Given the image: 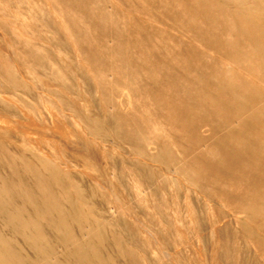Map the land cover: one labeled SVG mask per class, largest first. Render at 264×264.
Returning a JSON list of instances; mask_svg holds the SVG:
<instances>
[{"label":"bare ground","instance_id":"6f19581e","mask_svg":"<svg viewBox=\"0 0 264 264\" xmlns=\"http://www.w3.org/2000/svg\"><path fill=\"white\" fill-rule=\"evenodd\" d=\"M0 264H264V0H0Z\"/></svg>","mask_w":264,"mask_h":264},{"label":"rangeland","instance_id":"374dc122","mask_svg":"<svg viewBox=\"0 0 264 264\" xmlns=\"http://www.w3.org/2000/svg\"><path fill=\"white\" fill-rule=\"evenodd\" d=\"M109 5H111V4H109ZM237 6L242 7V5L240 6V4H238V3H237ZM109 42L111 43L110 40H109ZM19 66H21V65L19 64Z\"/></svg>","mask_w":264,"mask_h":264}]
</instances>
